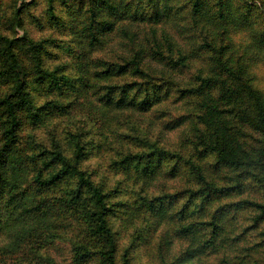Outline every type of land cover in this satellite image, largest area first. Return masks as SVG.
I'll return each mask as SVG.
<instances>
[{
	"label": "trees",
	"instance_id": "16d2710c",
	"mask_svg": "<svg viewBox=\"0 0 264 264\" xmlns=\"http://www.w3.org/2000/svg\"><path fill=\"white\" fill-rule=\"evenodd\" d=\"M46 3L71 39L66 64L45 67L51 43L0 33V83H13L0 93V239L9 234L16 246L0 245V261L35 264L20 258L28 244L46 245L48 264L49 249L60 250L59 263L133 264L157 240L160 258L146 254L143 264H264V91L255 73L264 70V0ZM173 22L187 43L170 31ZM20 41L34 45L38 80L72 90L103 121L80 129L73 159L21 147L27 122L41 124L64 105H39ZM114 118L148 125L149 135L141 151L115 162L134 178L111 188L82 166L91 153L82 140L106 141ZM133 204L143 222L125 243L115 225L127 223ZM70 229L72 238L58 243Z\"/></svg>",
	"mask_w": 264,
	"mask_h": 264
},
{
	"label": "rangeland",
	"instance_id": "374dc122",
	"mask_svg": "<svg viewBox=\"0 0 264 264\" xmlns=\"http://www.w3.org/2000/svg\"><path fill=\"white\" fill-rule=\"evenodd\" d=\"M117 1L126 2L127 0ZM20 11L23 14V18L26 20L22 25H18V12ZM176 24L177 23L173 22L170 31L182 32V25L177 26ZM0 33L15 38L29 37L34 41V44H40L42 42L44 44L51 43L49 44V52L42 55L45 60V67L50 70L61 67L74 56L72 50H70V45H72L70 42L71 39L65 35V32L61 27H58L53 23V20L47 13L46 0H0ZM179 37L183 42L187 43V40H184L185 35L183 33H179ZM199 43H202V40ZM116 45L118 48L122 47L119 44ZM200 45L201 44H198V47H200ZM31 46L34 45H27L25 41H20L17 45V51L22 57L24 67L28 69L33 95L36 97L40 106L45 105L48 102L59 100L64 105V108L50 112L41 124L33 125L27 122V125L21 131V147L29 152H31L36 146L55 148L60 151L62 150L69 158L73 159L77 148L76 144L80 138V129L85 126V123L88 122L90 118L94 119L97 126H101L103 121L101 120V117L95 115L82 100L78 99L77 94L72 90L65 89L63 90V92H65L61 93L57 91L56 87L48 78H45L42 82L38 80L42 77L38 74L39 69L34 61V51ZM115 49V55L118 56V53H121L122 51ZM109 51L112 52V50ZM255 73L258 77L256 83L258 87L264 91V70L256 69ZM12 85L13 83L10 81L1 82L0 93L7 92ZM37 87H39L38 91H36ZM66 90H68V92H66ZM73 102L74 104L71 105ZM147 126L148 125H144V127L134 126L129 122H124L123 119L118 123V120L114 118L113 123L109 126L110 128H106V141H103L100 136H98V140L95 141H93V136H86L83 138L82 142L87 144L91 153L89 155L90 157L82 164V166L94 172L100 181L107 180L110 183L111 188L121 184L126 179L125 176L134 178L133 175H130L133 173L132 169L124 170L120 165H115V162L121 158L122 154L141 151V142L145 136L149 135V129ZM155 130L159 131V128L154 127L152 129V131ZM93 142L95 143L93 144ZM132 182L133 179L129 181V190L131 189ZM141 188L142 187L138 185L135 190L139 191ZM149 192H151V190H149ZM134 196V199L138 200L140 206V200L137 199L135 194ZM134 199L133 201H135ZM138 204H133V209L127 213V216H129L127 223L129 225L124 221H119L115 225L116 228H120V232L125 230L123 232L124 237H122V240H124L125 243H127L129 239L131 241L140 222H143V210ZM77 225L78 224H74V226ZM59 233L63 235L61 239H58V243L60 244H64L65 240L68 241V239L72 238V236H70V234L72 235L71 229L68 233ZM8 235L0 239V245L2 247L8 243L9 246L12 245L10 249L14 250L16 246ZM10 237L13 238L11 235ZM25 246L26 247L21 251L23 253L20 258L27 256L29 263L34 261L35 264H48L45 260L42 262L41 259V256L43 257L47 252L46 245L43 246V249L37 247L34 251H32V247L28 244H25ZM174 251H176L175 244L172 245L170 253L174 254ZM48 254H52L51 264H66V262L59 263L61 259H65L64 256L62 258L60 250L55 249L53 251L52 249H49ZM146 254H156L158 258H160L159 242L157 240L152 242L149 252L142 256L145 262ZM14 259L17 264H19L17 258ZM144 261L136 260L133 264H143ZM0 264L15 263L11 260H7L6 263L0 261ZM89 264L100 263L94 260Z\"/></svg>",
	"mask_w": 264,
	"mask_h": 264
}]
</instances>
